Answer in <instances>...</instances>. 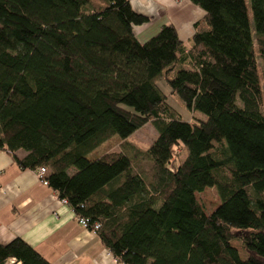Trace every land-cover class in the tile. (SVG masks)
Listing matches in <instances>:
<instances>
[{
    "label": "trees",
    "instance_id": "trees-1",
    "mask_svg": "<svg viewBox=\"0 0 264 264\" xmlns=\"http://www.w3.org/2000/svg\"><path fill=\"white\" fill-rule=\"evenodd\" d=\"M191 2L205 15L188 41L169 22L140 42L149 17L129 0H0V149L45 167L123 264H264V0H250L254 28L245 0ZM162 79L204 119L180 115ZM144 121L149 182L110 149ZM208 186L209 214L196 197ZM10 258L52 264L21 237L0 243Z\"/></svg>",
    "mask_w": 264,
    "mask_h": 264
},
{
    "label": "crops",
    "instance_id": "crops-1",
    "mask_svg": "<svg viewBox=\"0 0 264 264\" xmlns=\"http://www.w3.org/2000/svg\"><path fill=\"white\" fill-rule=\"evenodd\" d=\"M133 9L149 17L134 27L145 42L165 23H172L183 41L205 11L191 0H129ZM21 237L52 264H123L98 234L81 225L68 203L41 182L37 171L21 168L0 149V243Z\"/></svg>",
    "mask_w": 264,
    "mask_h": 264
},
{
    "label": "rangeland",
    "instance_id": "rangeland-1",
    "mask_svg": "<svg viewBox=\"0 0 264 264\" xmlns=\"http://www.w3.org/2000/svg\"><path fill=\"white\" fill-rule=\"evenodd\" d=\"M248 12L249 19L251 23V27L254 28L252 10L250 7V0H245ZM204 16L201 18L203 19ZM198 19V20H201ZM197 20V21H198ZM193 35V34H192ZM259 73L262 76L264 70V62L257 57ZM262 80V79H261ZM167 81L162 79L159 81V86L162 90L167 94L168 102L182 115L184 118L188 119L191 122H197L199 119H204V115L196 110H190L185 105V103L178 97V95L171 93L169 85L166 83ZM263 88V98H264V84L261 82ZM264 111V99H263V107ZM157 135V131L154 125L150 121H144L143 124L140 125L138 129H136L129 136L124 138L121 141H115L110 149L115 151H123L130 159L133 161L134 168L139 171L146 179L147 182L152 179L153 169L152 162L150 158L147 156V149L150 144L153 142ZM147 154V155H146ZM187 154V149L184 146H178L176 151L173 153L172 164L173 166H177L184 159ZM38 175V173H37ZM196 197L203 207L205 213L209 214L215 210V208L220 203V197L217 192L215 186H208L203 191L197 192ZM233 244L239 247V252L241 257H246V251L242 247L241 241L236 239L233 241Z\"/></svg>",
    "mask_w": 264,
    "mask_h": 264
},
{
    "label": "built area",
    "instance_id": "built-area-1",
    "mask_svg": "<svg viewBox=\"0 0 264 264\" xmlns=\"http://www.w3.org/2000/svg\"><path fill=\"white\" fill-rule=\"evenodd\" d=\"M37 173H38V176L41 180V182L45 185H48V181L46 180V178H44V175L46 174V171L47 169L45 167H38V169L36 170ZM62 202L64 203H67V200L65 198L61 199ZM77 221L85 226V227H88V220L84 217H77ZM99 227V224H95L94 225V228H93V231H96V229H98ZM4 264H20L19 262H16L14 258H10L8 259L7 261L4 262Z\"/></svg>",
    "mask_w": 264,
    "mask_h": 264
}]
</instances>
